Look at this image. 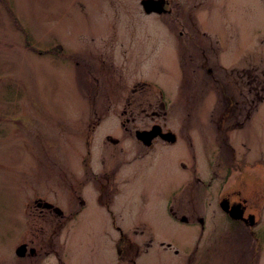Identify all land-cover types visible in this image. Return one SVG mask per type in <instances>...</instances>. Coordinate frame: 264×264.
<instances>
[{
    "label": "rangeland",
    "instance_id": "374dc122",
    "mask_svg": "<svg viewBox=\"0 0 264 264\" xmlns=\"http://www.w3.org/2000/svg\"><path fill=\"white\" fill-rule=\"evenodd\" d=\"M144 1L0 0V264L49 237L62 264H264V0ZM154 126L177 140L140 145L135 130ZM92 172L115 173L107 205L68 208ZM37 196L72 215L56 235ZM223 196L259 221L255 238ZM113 221L152 246L120 260Z\"/></svg>",
    "mask_w": 264,
    "mask_h": 264
},
{
    "label": "flooded vegetation",
    "instance_id": "af4514ba",
    "mask_svg": "<svg viewBox=\"0 0 264 264\" xmlns=\"http://www.w3.org/2000/svg\"><path fill=\"white\" fill-rule=\"evenodd\" d=\"M95 70V69H94ZM85 72L87 75H89V77H91V81H95L97 80V76L96 74L92 73V69L91 67H86L85 70L83 71ZM85 74V75H86ZM86 75V76H87ZM93 79V80H92ZM93 87V85H91ZM92 87L90 89H86L85 91V96L86 98L90 101H93V104L96 102V99L98 98L97 94L101 97V99L104 96L101 95L98 91V89L96 88V90L92 89ZM129 103V102H128ZM127 103V105H128ZM91 108V112L93 114H97V112L101 111V112H107L110 111L109 109L111 108V105H98V106H90ZM124 113V111H123ZM94 126V125H93ZM152 127V126H151ZM151 129V128H150ZM150 129H144V130H150ZM136 131V130H135ZM134 137H135V132H134ZM160 136H156L151 140V144L149 146H146L142 141H139L136 137L137 142L140 145H143L145 147H151V145L153 144V140L156 138H159ZM108 139H113V141L115 143L118 142L117 139L115 138H111L110 136H108ZM162 139V138H161ZM177 140V138H176ZM175 140V141H176ZM113 143V142H112ZM195 170L192 171V173L194 174ZM92 179L93 182L95 184V186H93V188H91L90 190H87V192L82 191V190H77L74 189L73 190V194H72V199L70 201L71 198V194L69 195V198L65 201V203L67 205H69L68 208H72V204L73 207H76L78 211H80V209L84 208L87 206L88 202L89 203H94L97 206L101 207L104 205H107V202H105L104 197L105 194H109V191H107L106 189V185L107 183H111V181H113L112 175H115V173L109 172V173H103L102 176H104V179H102L100 176L96 174L95 172H92ZM200 181L199 177H195L193 178L192 182L189 181L188 183H186L185 185L180 184L178 186V188L180 191L182 190V192L187 189L186 186L189 185V187L194 186V184H198ZM208 184L205 186L207 187ZM74 186L70 185V188H73ZM174 191L170 192V194H167L166 197L170 196V197H174L175 195L173 194ZM225 200V201H223ZM35 205H37V208L39 209V212H41V214H44V210H47V212L49 211L50 215H53V217H55V222H53L52 224H50V226H52V235H56V232L60 229V227L64 226L65 224L67 225L68 223H70V221L72 220V215H69L67 217V219H63L64 216V212L65 209L62 208L63 205L57 201H46L44 200L41 196H37L36 198L33 199ZM226 202L227 206L229 208H234V210H242L241 212V218L240 219H233L229 213L225 212L222 207H220V203L221 202ZM69 202V203H68ZM72 203V204H71ZM109 204V202H108ZM108 207V206H107ZM219 207L221 208L223 215H225L226 218H230L232 219L234 222H236L235 224L242 226L244 229H246V231L249 232V235L252 237L254 230H253V226H255L256 224L259 223L258 220L255 219V216H251L253 214L251 213H247L246 212V206L245 204L239 200V201H234L232 199L229 198V196H223V198H221V200H219ZM77 213V212H76ZM251 216V217H250ZM115 217V216H113ZM174 218H177L183 222H189L190 220L188 219V217H186L185 215H181L180 217H178L176 214H173ZM71 218V219H70ZM197 222L200 223V227L204 228L205 223H204V219H202L201 217H197ZM114 223V228L116 230V233H118L119 237L116 241V251H117V255L120 256V260L123 257V255L125 254V252L128 251H133L134 253L137 251H140V249L143 247H145V250L150 248L153 244L152 239H151V234L150 232H143L142 230L140 231V233L142 235H144L146 238L143 239L142 243H134V241H130L129 238L122 232V228L113 221ZM137 230V229H134ZM49 240H39V242L37 243V245H29V243H25V242H20L18 243V245H16L14 247L15 251L17 250L16 248L19 245H24L26 248V252L23 256L21 257H17V259H24L27 261L26 264H36L35 262L37 261V259L41 258V259H46V257H50V255L54 258V263L53 264H62V257L60 254V249L62 248V246H60V244L57 242H55L53 240V238H48ZM63 245H66V243H64ZM167 246L169 247L170 244L168 243ZM39 257V258H37ZM131 264H135V263H131Z\"/></svg>",
    "mask_w": 264,
    "mask_h": 264
},
{
    "label": "water",
    "instance_id": "95a60500",
    "mask_svg": "<svg viewBox=\"0 0 264 264\" xmlns=\"http://www.w3.org/2000/svg\"><path fill=\"white\" fill-rule=\"evenodd\" d=\"M143 9L146 10L147 12L154 11L161 13L163 12V8L160 5V2L158 0H145L142 3ZM160 136L161 138L168 140L170 142H173L175 140V135L173 133H161V128L159 126H154L151 130H144L140 129L135 131V137L139 140L142 141L146 146H149L151 144V140L156 137ZM225 201V200H223ZM221 202L220 207L222 209L229 213L230 216L233 219H240L241 218V212L242 210H234V208H229L226 204V202ZM26 248H24L23 245L18 247L17 250V255H23L25 253Z\"/></svg>",
    "mask_w": 264,
    "mask_h": 264
},
{
    "label": "trees",
    "instance_id": "16d2710c",
    "mask_svg": "<svg viewBox=\"0 0 264 264\" xmlns=\"http://www.w3.org/2000/svg\"><path fill=\"white\" fill-rule=\"evenodd\" d=\"M13 17V16H12Z\"/></svg>",
    "mask_w": 264,
    "mask_h": 264
}]
</instances>
